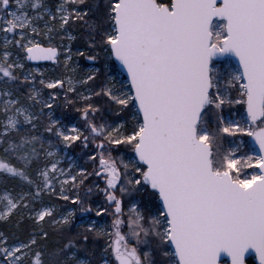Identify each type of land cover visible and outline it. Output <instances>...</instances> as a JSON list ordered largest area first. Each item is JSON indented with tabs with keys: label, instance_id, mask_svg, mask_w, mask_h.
<instances>
[{
	"label": "snow or ice",
	"instance_id": "1",
	"mask_svg": "<svg viewBox=\"0 0 264 264\" xmlns=\"http://www.w3.org/2000/svg\"><path fill=\"white\" fill-rule=\"evenodd\" d=\"M0 264H264V0H0Z\"/></svg>",
	"mask_w": 264,
	"mask_h": 264
},
{
	"label": "trees",
	"instance_id": "2",
	"mask_svg": "<svg viewBox=\"0 0 264 264\" xmlns=\"http://www.w3.org/2000/svg\"><path fill=\"white\" fill-rule=\"evenodd\" d=\"M74 44H75V42H74ZM81 60L83 61V59H81ZM74 151L78 152L79 149H75ZM101 187H103L102 184H101ZM92 199H93L94 201H102L103 196H102V194H96V193H94L93 196H92ZM109 222H110V219H109Z\"/></svg>",
	"mask_w": 264,
	"mask_h": 264
},
{
	"label": "rangeland",
	"instance_id": "3",
	"mask_svg": "<svg viewBox=\"0 0 264 264\" xmlns=\"http://www.w3.org/2000/svg\"><path fill=\"white\" fill-rule=\"evenodd\" d=\"M76 43V42H75ZM80 64L82 65V66H88L87 65V62L85 61V60H80ZM44 66H47V65H44ZM109 222V221H108Z\"/></svg>",
	"mask_w": 264,
	"mask_h": 264
}]
</instances>
